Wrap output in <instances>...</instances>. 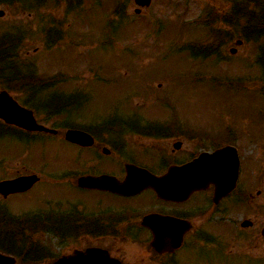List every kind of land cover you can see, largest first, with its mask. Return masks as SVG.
<instances>
[{"label": "flooded vegetation", "instance_id": "af4514ba", "mask_svg": "<svg viewBox=\"0 0 264 264\" xmlns=\"http://www.w3.org/2000/svg\"><path fill=\"white\" fill-rule=\"evenodd\" d=\"M224 38H215L218 46ZM234 42L230 49L236 54L245 42ZM260 58L254 64L264 75ZM51 86L30 93V102L57 108V113L75 107L74 94L40 98ZM51 116L35 117L44 124ZM77 118V123L53 126L55 134L24 131L57 137L70 149L69 159L55 169L46 163L37 172L28 168L24 175L36 174L39 181L27 192L0 196L8 201L30 195L39 185H57L55 195L43 194L35 210L25 213L27 231H0V254L10 258L0 264H53L82 260L89 252L94 264H264V141L255 142L264 134L254 135L228 120L212 125L189 116ZM68 130L84 132L92 144L69 142ZM201 155V186L185 198H165L151 187L130 193L108 188L128 177L142 184L148 174L162 176ZM84 177L104 180L97 188L88 187L79 183ZM0 216L10 212L1 209Z\"/></svg>", "mask_w": 264, "mask_h": 264}, {"label": "rangeland", "instance_id": "374dc122", "mask_svg": "<svg viewBox=\"0 0 264 264\" xmlns=\"http://www.w3.org/2000/svg\"><path fill=\"white\" fill-rule=\"evenodd\" d=\"M1 1L5 14L0 17V42L7 41L13 49L9 52L22 57L23 74L32 69L52 85L40 98L75 94L76 111L51 116L48 126L77 123V116L166 117L173 107L176 116L204 118L212 125L228 120L254 135L264 134V119L258 116L260 109L264 111L263 85L254 64L260 44L244 43L235 55L229 52L245 27L244 17L255 9L248 0H152L141 14L135 13L133 0L131 6L123 0ZM263 3L260 0V6ZM234 4L237 21L228 18ZM218 30L228 34L221 48L210 51V36ZM207 50L210 55L203 57ZM7 77L0 75V91L9 86L20 103L27 100L38 117L47 116ZM258 139L264 141L255 142ZM69 151L55 136L31 139L0 127V180L31 168L37 172L43 163L55 169L68 163ZM56 189V184L39 185L30 195L8 201L0 197V206L11 216H23L35 210L38 197L55 195Z\"/></svg>", "mask_w": 264, "mask_h": 264}, {"label": "water", "instance_id": "95a60500", "mask_svg": "<svg viewBox=\"0 0 264 264\" xmlns=\"http://www.w3.org/2000/svg\"><path fill=\"white\" fill-rule=\"evenodd\" d=\"M136 3L141 6H150L151 0H136ZM3 14L4 12L0 11V16H3ZM231 52L235 53V50H232ZM0 120L28 131H51L50 129L38 124L33 112L26 107L21 106L7 90L0 91ZM66 139L83 145L91 144L90 138H88L85 133L74 130H69L67 132ZM203 159V157H200L189 165L173 166L170 168L168 173L162 177H155L151 175L148 177H142V185L135 183L132 180L133 177H128L122 185L109 186L108 188L123 193H130L134 190L137 191L140 188L147 186L154 188L162 197L182 199L194 190L200 188V165L202 164ZM37 180L36 176H22L14 180H3L0 182V193L4 197H7L13 193L27 191ZM103 180V178H83L79 183L82 186L97 188L101 186ZM87 255L91 257L92 253L89 252ZM1 258L2 256L0 255V259ZM55 264H94V262L93 260H91L90 263L82 260H74V257H72L62 259Z\"/></svg>", "mask_w": 264, "mask_h": 264}, {"label": "trees", "instance_id": "16d2710c", "mask_svg": "<svg viewBox=\"0 0 264 264\" xmlns=\"http://www.w3.org/2000/svg\"><path fill=\"white\" fill-rule=\"evenodd\" d=\"M249 15L244 17L246 22L244 32L242 35L246 40H253L261 42L260 50L261 56H264V9L258 10L256 14L254 11H249ZM253 14V15H252ZM238 21H240L238 19ZM215 37L220 35V31L212 32ZM9 44L7 41L0 42V75L6 74L9 80H13L16 87L25 89V93H35L37 88H33L30 86L42 84L43 81L36 76L34 70L26 68L27 73L23 74L21 69L23 65H21L22 57L18 56L17 53L9 52ZM11 51L13 49H10ZM13 54V55H11ZM261 61V58H260ZM264 84V81H263ZM6 87L5 89H8ZM10 90V89H9ZM264 91V87H263ZM27 224L24 218H17L15 220H11L7 217H0V231H27Z\"/></svg>", "mask_w": 264, "mask_h": 264}, {"label": "bare ground", "instance_id": "6f19581e", "mask_svg": "<svg viewBox=\"0 0 264 264\" xmlns=\"http://www.w3.org/2000/svg\"><path fill=\"white\" fill-rule=\"evenodd\" d=\"M84 258L82 259V261H87L88 263H90L91 262V260H92V257H90V256H88V255H85V256H83Z\"/></svg>", "mask_w": 264, "mask_h": 264}]
</instances>
